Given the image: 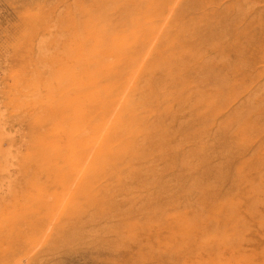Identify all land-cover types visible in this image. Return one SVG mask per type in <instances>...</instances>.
Wrapping results in <instances>:
<instances>
[{
    "label": "rangeland",
    "instance_id": "rangeland-1",
    "mask_svg": "<svg viewBox=\"0 0 264 264\" xmlns=\"http://www.w3.org/2000/svg\"><path fill=\"white\" fill-rule=\"evenodd\" d=\"M0 264H264V0H0Z\"/></svg>",
    "mask_w": 264,
    "mask_h": 264
}]
</instances>
